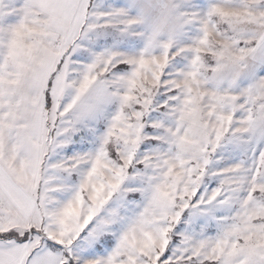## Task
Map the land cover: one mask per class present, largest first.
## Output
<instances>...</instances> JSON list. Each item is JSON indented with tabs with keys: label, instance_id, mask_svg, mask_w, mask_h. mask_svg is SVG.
Instances as JSON below:
<instances>
[{
	"label": "snow or ice",
	"instance_id": "snow-or-ice-1",
	"mask_svg": "<svg viewBox=\"0 0 264 264\" xmlns=\"http://www.w3.org/2000/svg\"><path fill=\"white\" fill-rule=\"evenodd\" d=\"M0 264H264V0H0Z\"/></svg>",
	"mask_w": 264,
	"mask_h": 264
}]
</instances>
